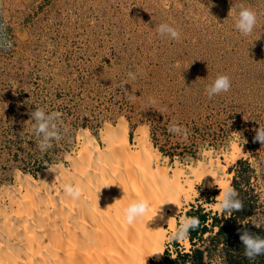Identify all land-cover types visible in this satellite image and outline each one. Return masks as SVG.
Here are the masks:
<instances>
[{"label": "rangeland", "instance_id": "rangeland-1", "mask_svg": "<svg viewBox=\"0 0 264 264\" xmlns=\"http://www.w3.org/2000/svg\"><path fill=\"white\" fill-rule=\"evenodd\" d=\"M241 4L258 13L248 36L235 28ZM0 21L13 42L0 47V192L19 174L38 178L47 165L68 164L81 130L104 145L107 126L125 121L132 145L148 130L160 165L194 182L172 215L175 227L193 207L218 212L226 184L249 192L252 221L264 223V144L254 140L264 126V0H0ZM161 23L181 39L160 36ZM129 72L136 78L121 87ZM219 74L231 77V89L209 98L205 88ZM36 107L62 113V139L44 153L31 120ZM173 121L187 139L168 131ZM202 165L216 171L217 184L196 179ZM190 248L187 236L169 240L165 252Z\"/></svg>", "mask_w": 264, "mask_h": 264}, {"label": "bare ground", "instance_id": "bare-ground-1", "mask_svg": "<svg viewBox=\"0 0 264 264\" xmlns=\"http://www.w3.org/2000/svg\"><path fill=\"white\" fill-rule=\"evenodd\" d=\"M79 136V153L55 164L62 165L60 174H19L15 185L1 190L0 264H150L164 258L166 224L175 228L172 215L191 198L194 182L181 169L170 175L160 165L146 129L136 147L125 121L107 126L104 145L89 129ZM209 172L216 177L207 166L193 169L206 185L215 182ZM70 181L83 188L78 200L63 191ZM136 199L151 201V210L130 225L123 209Z\"/></svg>", "mask_w": 264, "mask_h": 264}, {"label": "clouds", "instance_id": "clouds-1", "mask_svg": "<svg viewBox=\"0 0 264 264\" xmlns=\"http://www.w3.org/2000/svg\"><path fill=\"white\" fill-rule=\"evenodd\" d=\"M238 15L235 20V28L243 35L248 36L257 26L258 13L251 7L241 4L238 6ZM7 24L0 21V47L12 48L13 42L6 37ZM157 32L160 36H166L173 40L181 39V32L175 26L170 23H161ZM129 79L125 80L121 87H124L126 83H131L136 78L135 74L129 72ZM232 80L228 74H219L215 80L206 86L205 92L209 98H212L221 93L228 92L231 89ZM132 99L133 97H129ZM151 104H155V101H150ZM62 113L60 111H46L44 107H36L31 112V120L34 121L33 131L39 138L37 146L41 153L46 152L53 145V141H60L62 139L61 128L58 126ZM168 131L178 136H183L187 139L188 131L181 126L178 122L173 121L168 125ZM22 135V133H21ZM255 141H259L264 144V126H260L256 130L254 137ZM48 170L58 174L62 171V165H47ZM216 181V177L211 173ZM56 175V176H57ZM216 183V182H215ZM217 184V183H216ZM108 186V185H105ZM220 187V186H219ZM63 191L66 196L78 200L83 194L82 186L75 181H70L62 185ZM218 195V199L215 204V209L218 212L230 213L236 210H240L244 207L243 202L238 198V193L231 185H224ZM151 210V201L145 199L132 200L126 208L123 209L125 219L128 224H133L138 218L143 217ZM256 227H260L258 223H254ZM200 220L198 217L182 216L176 227L165 234L166 239L170 241H180L186 239L190 231L199 227ZM240 239L244 245V255L250 260L255 259L257 256L264 255V237L257 234H250L248 231H244L240 235ZM160 253L158 251L151 252L149 256Z\"/></svg>", "mask_w": 264, "mask_h": 264}, {"label": "trees", "instance_id": "trees-1", "mask_svg": "<svg viewBox=\"0 0 264 264\" xmlns=\"http://www.w3.org/2000/svg\"><path fill=\"white\" fill-rule=\"evenodd\" d=\"M236 182L237 178L233 184L236 185ZM239 184L237 182L238 187ZM237 193L244 205L240 210L219 214L201 205L193 207L188 215L198 217L200 225L188 235L191 248L177 251L175 257L165 252L167 258L164 264H264V255L252 260L244 255L240 235L248 231L264 237V223L256 227L252 221L256 208L249 192L239 188Z\"/></svg>", "mask_w": 264, "mask_h": 264}]
</instances>
